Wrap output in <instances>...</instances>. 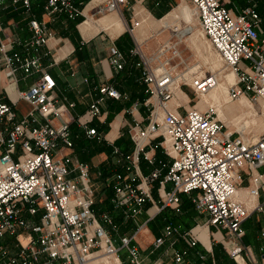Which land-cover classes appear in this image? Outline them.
I'll use <instances>...</instances> for the list:
<instances>
[{"label":"built area","instance_id":"obj_1","mask_svg":"<svg viewBox=\"0 0 264 264\" xmlns=\"http://www.w3.org/2000/svg\"><path fill=\"white\" fill-rule=\"evenodd\" d=\"M3 1L28 10L37 0H0V5ZM188 1L206 41L222 64L236 74L228 88L230 99L244 95L264 104V41L259 39L261 19L254 7L247 6L236 14L223 0ZM126 4L127 0H103L94 6L91 15ZM44 10L71 20L82 14L81 4L74 0H44ZM138 25V21L132 22L131 29ZM29 28L33 36L27 47L36 49L45 44L49 34L44 25L31 20ZM175 46L174 41L163 43L149 55L142 45L135 43L128 51V56L136 58L135 65L140 70L149 115L145 127L128 129L134 151L123 156V170L105 178V185L111 189L112 210L96 214L92 165L75 162L71 152H65L72 151L74 146L69 129L74 120L67 117L65 106L58 105L52 96L54 80L37 56L10 52L6 44L0 43V68L8 71L11 79L18 70L26 75L39 74L33 86L19 91L17 96L43 119L39 123L29 115L16 120L13 108L0 103V264H94L98 258L115 257L120 262L121 250H125L129 264H142L135 233L142 226L136 225V220L144 205L147 202L156 205L158 212L164 208L178 211L180 195L191 197L194 209L206 217L209 227L241 238L242 223L250 211L245 202L236 200V189L250 174L253 187L247 192L248 198L255 199L264 191L261 177L251 175L264 165V135L257 138L234 135L211 108L201 111L193 106L184 108V112L178 111L179 105L170 108L173 90L186 84L178 83V77H171L168 72V67L177 63ZM108 62L118 73L127 58L112 47ZM213 80L211 74L193 77L191 88L195 94L205 93ZM95 90L98 97L87 111L91 118L98 117V106L104 97L120 98L110 85ZM156 109L163 114L160 123L153 122ZM52 119H59V125H53ZM155 129L162 132L151 137ZM85 134L100 139L95 129H87ZM142 138L146 142L139 144ZM155 139H160L156 145L170 162L162 163L147 177H140L136 166L139 154H144ZM113 153L119 151L113 148ZM144 158L148 159L145 154ZM154 183L158 204L151 195ZM262 207L255 204L252 210L261 211ZM114 213L136 225L132 233L120 234ZM173 234H178V229L167 225L162 236L153 241V247L159 248L164 238ZM182 236L188 239L189 246L196 244L190 232ZM242 252L243 248L236 245L228 255L239 264L237 258ZM185 253L173 252L172 264H182Z\"/></svg>","mask_w":264,"mask_h":264},{"label":"crops","instance_id":"obj_2","mask_svg":"<svg viewBox=\"0 0 264 264\" xmlns=\"http://www.w3.org/2000/svg\"><path fill=\"white\" fill-rule=\"evenodd\" d=\"M74 1L81 4L83 12L90 0ZM134 1L141 5V11L131 13L130 22L138 21L139 25L146 20L143 18L144 11L149 13L151 18L160 19L169 11L166 10V5L171 6L176 2L175 0L168 2L158 0V4L156 0ZM223 3L233 13L238 14L248 4L254 2L223 0ZM257 3L261 4V7L264 5L263 1ZM153 8L157 10L156 15L152 12ZM131 10L134 11L133 6ZM79 17L81 21L74 23L75 20L68 19L63 14L50 15L44 10V0L33 2L28 10L20 5L3 1L0 5V43L6 44L10 52L16 51L22 56L29 54L39 58L44 71L55 82L52 96L58 105L65 106L67 117L70 116L74 120L69 127L74 146L72 151L65 152H71V158L75 162L91 164L92 172L96 175L94 170L101 163L108 162L109 150L115 148V145L125 147V151L131 154L134 151V142L128 129L135 126L143 128L147 124L149 106L144 104L147 99L145 86L140 79V70L135 65L136 58L128 56V51L135 43H138L147 53L152 52L164 41L155 34L138 40L133 33L136 27L129 33L124 28L115 37L99 30L85 39L78 30V25L85 17L83 14ZM31 20L44 25L47 35L49 34L45 44L36 49L27 47L33 36L29 28ZM112 47L119 49L127 58L125 66L118 73L112 70L108 62ZM10 77L8 71L0 68V103L13 108L16 120L32 115L39 123H42L43 119L33 112L32 106L27 101L18 99L17 96L19 91L32 87L39 74L26 75L18 70L14 79ZM104 85L112 86L118 91L120 98L114 100L104 97L98 106V117L91 118L87 111L89 105L98 97L95 88ZM51 123L57 126L60 120L52 119ZM114 123L117 124V134L109 139L107 135L111 132ZM87 129H95L100 139L96 136L87 137L85 134ZM98 140L101 141L100 144ZM158 141V139L151 140L144 149V154L150 161L144 158L143 153L139 154L136 166L140 177H147L162 163L170 162L162 149L155 147ZM99 147L103 149L96 150ZM251 175L260 176L264 181V165L253 171ZM251 187H253V181L249 174L236 189V200L245 202L250 211L249 217L242 223L243 235L240 239L234 238L223 230L209 227L206 224V217L198 214L194 209L190 196L180 195L178 211L164 208L160 214V211L158 212L155 208L156 205L147 202L140 215L142 216L140 224L139 220H136V225H142L135 233V243L138 246L142 264H172V254L175 251L186 252L182 264H237L228 255L231 247L236 245L243 248L240 257L242 264H264V191H260L257 198L249 199L247 192ZM156 188L157 184L154 183L151 191L156 193ZM169 188L167 184L166 189ZM153 199L156 204L159 203L157 193L156 199ZM255 204H262V210H252ZM117 222L123 224L119 230L122 234H130L136 227L135 224L122 219ZM167 225L176 227L178 234L164 238V243L159 248H154L153 241L162 236L163 229ZM141 229L145 231L142 234ZM185 232H190L196 239L194 246H189L188 239L182 236Z\"/></svg>","mask_w":264,"mask_h":264},{"label":"bare ground","instance_id":"obj_3","mask_svg":"<svg viewBox=\"0 0 264 264\" xmlns=\"http://www.w3.org/2000/svg\"><path fill=\"white\" fill-rule=\"evenodd\" d=\"M103 0H90L84 7L82 14L85 19L78 25V30L85 39H88L92 35L96 34L99 30L107 32L110 36L115 37L120 34L124 29L122 17L118 10H113L111 13L104 15L99 19H94L91 15V10L96 4ZM176 5L168 11L162 18L154 19V21L160 23L163 28H168L176 23L184 22L186 26L181 30L177 37L178 40L185 43L189 49H192L196 60L192 66L187 68L185 72H179L176 77H192L194 74L202 73V66L208 69L214 78V84L205 93H201L198 97L197 106L211 108L217 118L228 126L231 122H237L244 115H254L255 109L249 102L248 98L244 95L237 97L236 103H229L231 100L228 94L229 85L233 84L236 79V74L233 69H228L222 77H216V71L221 69L219 59L212 54L209 48V43L203 46L202 39H205L202 32L195 30L191 25L193 19V10H191L184 2V0H175ZM151 18L150 14H147ZM146 17V16H145ZM194 20V19H193ZM151 28V22L144 21L143 24L137 26L133 33L138 40L143 39ZM102 31V32H103ZM176 31H178L176 29ZM200 37H199V36ZM144 41V40H143ZM206 41V40H205ZM205 43V42H204ZM176 55L178 56V49L175 46ZM191 51V52H192ZM179 66V65H178ZM174 69V67L172 66ZM201 71V72H200ZM194 77V76H193ZM186 85L192 86L191 78H185ZM188 101L187 95L177 88L175 96L171 99L168 105L173 107L179 104H185ZM262 103V102H261ZM172 107V108H173ZM262 114L264 115V104L262 103ZM162 112L155 110L153 112V122L159 123L162 119ZM260 122V121H259ZM261 128L264 130V116L261 120ZM151 128L148 129V132ZM119 131V130H118ZM117 134V124H112L111 132L107 135L109 139H112ZM151 137L159 135L158 130H154ZM146 141L142 138L139 144H144ZM241 192V190H239ZM141 234L144 233V229H141ZM238 263L242 264L240 257L237 258ZM120 264L119 260L115 258H98L94 264Z\"/></svg>","mask_w":264,"mask_h":264},{"label":"rangeland","instance_id":"obj_4","mask_svg":"<svg viewBox=\"0 0 264 264\" xmlns=\"http://www.w3.org/2000/svg\"><path fill=\"white\" fill-rule=\"evenodd\" d=\"M184 2L192 10V6L189 3V1L188 0H184ZM142 5H143V2H142ZM175 5H176V2L172 3L171 6H170L169 11ZM132 6L134 7V11H132L129 8V7H132ZM262 7L264 8V5ZM115 10L119 11V13H120V15L122 17V20H123L124 28L129 33V30H132L131 29V24L133 22V21L130 22V19H131L130 14L131 13L133 14V12L138 13L139 11H141V5L137 4L134 0H127V4L126 5H124V6H122V5L120 6L119 5L118 8L115 9ZM152 10H153L152 11L153 14L156 15L157 14L156 8H153ZM112 11L104 12L103 14H100V15H93V18L94 19H99V18L103 17L104 15H107V14L111 13ZM262 11L264 12V9ZM144 13H145V15L143 16V18H146V22H151V28L148 31V33L146 34V36L144 37V39L146 37H149V35H154L155 34V36H158V37L161 38V41H164L163 43L173 42V41L176 42V47L178 49L177 63L175 61L174 63H172L174 66L170 65L168 67V69H169L168 72L171 74V77H176V75L179 72H185V70L187 68H189L194 63H196L197 59L195 58V55H194L192 49H189V47L185 43L179 41L178 37H177L178 33L185 28L186 23H184L182 21L179 24L176 23L175 25H171L168 28H163L160 23L154 21L152 18H149L145 11H144ZM193 19L191 20V25L193 26V28L195 30H198L200 32L201 30H200V28L198 26V23L196 21V18L194 16V14H193ZM176 29L178 31H176ZM259 39L264 41V30L263 29L259 32ZM205 40L206 39H202L201 38V41L203 42V46H205L208 43ZM209 48H210V51L212 52V54L217 57L216 53L213 51L211 46H209ZM150 53H151V51L148 52L149 55H150ZM171 66H173L174 69ZM220 66H221V69L219 71H216V73H217L216 77H222L223 74L225 72H227L228 69H229V68L225 67V65H223L221 61H220ZM201 71H202V73L194 74L193 76L194 77H203V76L209 75L211 73L208 69L204 68V66H202ZM193 76L192 77H184V76H182V78H179L177 80V82L178 83H186L187 81L185 80V78H191L192 79ZM174 86H175V84H174ZM178 89H180L182 92H184L187 95V97H188V101L185 104H179V108H178L179 112H184V108L188 109V108L193 107V106H195L196 109L201 110V111H204V110L208 109L206 106L205 107H200V108H199V106H197V101H198V97H199L200 94L199 93L195 94L194 90L191 88L190 85L181 84ZM176 90H177V88H175L173 90V97L175 96ZM247 98H248L249 102L252 104L253 108L255 109L254 115H252V114L251 115H248V114L244 115L237 122L235 121V122L229 123L228 126H226L223 122L222 123L227 128V130L229 132L233 133L234 135H241V136L244 135V136H247V137L257 138V137H259L261 135H264V130L261 128V120H262V118L264 116L262 114V107H261L262 103L260 101H255L254 102V101H252L250 99V97H247ZM229 103H236V100L235 99H231L229 101ZM169 107L172 108L173 105L172 106L169 105ZM215 116L217 118V114H215ZM159 132L161 133L162 130L159 129ZM91 177H92L93 180L96 177V175L92 171H91ZM93 184H94V187L96 188V192H98L100 190L101 186H99L98 183H94L93 182ZM104 199H105V194L100 192L99 195H98V198H97V202L100 203ZM141 217L142 216L138 217V219H137V220H139V222H138L139 224H140V222L142 220ZM117 224L119 225V229H120L121 225L123 226L122 223H117ZM115 244L119 245L118 240H116ZM119 259H120V264H129L128 261H127V258H126L125 250H121L119 252Z\"/></svg>","mask_w":264,"mask_h":264},{"label":"trees","instance_id":"obj_5","mask_svg":"<svg viewBox=\"0 0 264 264\" xmlns=\"http://www.w3.org/2000/svg\"><path fill=\"white\" fill-rule=\"evenodd\" d=\"M156 1L159 4V1L158 0H156ZM168 1L169 0H166V2H168ZM252 1L254 3L248 4V6L254 7L255 11L257 12V14L259 15V17L261 19V23H260L261 30L262 29L264 30V12L262 11L261 4L259 5L257 3L258 1H255V0H252ZM165 8H166V10H169L170 9L169 4H167ZM73 20H75L74 23H78L81 21V18L77 17ZM158 140H160V139H158ZM100 142L101 141H99L98 144H100ZM115 143H116V141H115ZM114 147L119 151V154L113 153V148H112V150L107 149V150H109V154H110V158H109L108 162L101 163L94 170V172L96 173V177L93 180V182L98 183L99 186H101L100 190L98 192H96V194H95V203H94L93 209L96 212V214H99L102 211L112 210V206L110 203L111 189L105 185V178L111 176L115 172H121L124 168V165H125V161L123 159V156L129 155V152L125 151V147L116 146V145ZM156 147L158 148L157 145H156ZM102 149H103V147H99L96 150L100 151ZM100 192L105 194V199L102 202L98 203L97 198H98V195ZM151 195L153 198L156 199V193L151 191ZM162 211L163 210H161L159 212V214ZM113 215L117 221L120 219L117 214L114 213ZM156 216H158V215H156ZM169 221H172V220L169 219Z\"/></svg>","mask_w":264,"mask_h":264}]
</instances>
